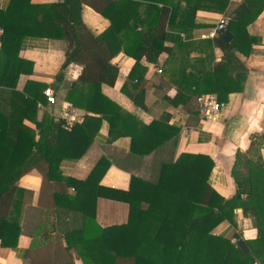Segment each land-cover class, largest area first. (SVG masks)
Segmentation results:
<instances>
[{
	"label": "trees",
	"instance_id": "trees-1",
	"mask_svg": "<svg viewBox=\"0 0 264 264\" xmlns=\"http://www.w3.org/2000/svg\"><path fill=\"white\" fill-rule=\"evenodd\" d=\"M86 1L55 0L49 4H32L30 0H8L5 9H0V89L14 90L19 75L30 74L31 64L17 59L25 39L62 40L64 60L54 77V85L57 89L62 83L63 69L67 65L80 66V75L73 86L66 87L64 101L86 114L100 117L84 115L83 121L74 124L69 131L61 128L60 120L49 118L47 127H43V123L37 124V136L32 135L23 128L22 118L25 111L35 108L36 100L29 98L27 84L21 93L11 92L14 97L11 103L17 104L16 107L22 105V110L0 111V246L12 245L7 242L9 234L16 236L20 231L18 218L23 191L16 188V183L28 171L36 169L48 182L63 179L74 190V199L78 202L87 201L90 194L87 209L61 206L62 218L67 219L61 237L66 249H73L82 264H115L118 258H130L133 264H264V168L258 148H254L259 144H250L248 157L235 152L230 170L233 192L228 199L219 197L209 186L212 162L207 156L182 153L173 160V144L178 130L161 121L142 125L100 94L101 85L112 86L116 80L118 70L110 61L119 50L136 61L127 76V85L134 81L133 74L140 57L148 63L156 62L164 50L162 39L157 42L159 39L148 30L135 35L136 46L120 45L128 35L117 36L113 18L108 15L120 1L109 2L100 11V15L110 20V26L105 33L92 36L80 16ZM127 1L133 3L130 4L133 8L141 1L168 4L164 0ZM263 8L264 0H244L229 18L224 31L215 37L224 62L207 77L205 82L209 83L211 79L208 90H175L168 102L173 106L185 105L192 98L195 102V98L203 94H213L219 102H225L228 94L241 92L246 70L236 62L234 69L230 62L234 61V53L241 51L240 44L249 46L245 26ZM226 33L232 38L224 43L221 37ZM228 70H234V78ZM130 87L131 90H124L122 86L121 92L135 107L144 111L143 91L137 90L136 83ZM101 120L108 123L109 136L129 139L130 154L148 157L165 144L171 152L144 161L142 166L146 173L131 176L127 191L98 186L109 167L108 161L102 157L83 181L62 178L60 162L82 157ZM11 195L14 200L10 217H6L1 207ZM59 195H52L53 208H56L53 218L57 220L60 214L55 200L60 199ZM98 197L125 203L128 207L126 223L99 227L94 221V202ZM235 209H240L242 215L251 220L256 231L253 241L244 242L248 249L246 253L228 239L210 233L222 221L233 225ZM69 212L80 216V222L73 220ZM238 239L236 236L235 240Z\"/></svg>",
	"mask_w": 264,
	"mask_h": 264
},
{
	"label": "crops",
	"instance_id": "crops-1",
	"mask_svg": "<svg viewBox=\"0 0 264 264\" xmlns=\"http://www.w3.org/2000/svg\"><path fill=\"white\" fill-rule=\"evenodd\" d=\"M111 1L121 2L108 13L115 23L117 36L128 35L120 45L136 46L135 35L139 36L151 30L159 39L157 42L162 39L164 50L155 63H148L144 57H140L133 74L134 81L127 85V76L136 61L119 50L110 61L118 70L116 80L112 86L101 85L100 94L142 125L161 121L178 130L172 159L182 153L207 156L212 162L209 186L219 197L228 199L233 192L230 170L236 151L248 157L250 144H259L254 148H258L264 168V8L245 26L246 35L250 39L249 46L240 44L238 48L241 51L234 53V61L230 60L234 69L236 62L242 64L246 70L242 91L228 94L224 102L226 108L220 117L214 122L203 124L195 112L194 98L185 105L177 106H173L168 100L173 98L175 90L188 92L209 89L211 79L207 83V77L211 76L217 65L224 62L221 48L215 43L217 35L210 37L209 34L218 18H226L228 21L233 12L244 4V0H164L168 2L165 5L141 1L134 8L130 7L133 3L127 0H87L82 5L80 16L84 27L92 36H99L108 30L110 20L100 15V11ZM7 2L8 0H0V9H5ZM30 2L49 4L55 0ZM231 38L230 34L227 42ZM64 50L62 40L25 39L19 48L17 59L30 63L31 72L28 75H19L14 90L0 89V111L22 110V105L16 107L17 104L11 103L14 100L11 92L21 93L27 84L28 96L34 98L36 104L34 109L25 111L22 126L32 135H36L38 131L37 124L43 123L41 125L47 127L49 118L60 120V105L67 103L64 101L66 87L73 86V82L80 75V66L67 65L63 69V81L56 89L54 77L63 64ZM156 68L161 70L159 74L156 73ZM233 71H227L232 74V78ZM135 83L137 90L144 93V111L135 107L121 92L122 86L124 90H131L130 85ZM45 89H50L55 97L53 106L45 102L42 95ZM74 109L83 118L84 115L100 118L99 115ZM108 131V123L101 120L82 157L60 162V176L83 181L96 161L102 157L108 161L109 167L98 186L127 191L131 176L146 173L142 166L144 161L171 152V148L165 144L148 157H139L129 153L127 137H112L108 135ZM16 188L23 191L18 218L20 231L16 236L9 234L7 242L12 245L0 246V264H82L73 249H66L61 237L67 222V219L62 218L64 212L61 206H82L87 209L90 206V194L87 201L78 202L74 199V190L63 179L60 182H48L36 169L20 177ZM53 194L61 196L55 200L58 203L59 220L53 218V211L56 209L53 208ZM13 200L14 195H11L1 207L6 217H10ZM94 210V221L101 228L126 223L128 207L125 203L98 197L94 202ZM68 214L73 220L80 222V216H74L71 212ZM210 233L235 244L236 236L243 243L253 241L256 237L251 220L244 217L240 209L233 210V225L222 221ZM115 264H133V260L118 258Z\"/></svg>",
	"mask_w": 264,
	"mask_h": 264
},
{
	"label": "built area",
	"instance_id": "built-area-1",
	"mask_svg": "<svg viewBox=\"0 0 264 264\" xmlns=\"http://www.w3.org/2000/svg\"><path fill=\"white\" fill-rule=\"evenodd\" d=\"M227 22L226 18H218L209 36L213 37L223 32L227 26ZM155 71L158 74L161 72L158 68ZM42 95L47 105L53 106L55 104L56 100L50 89L43 90ZM194 103L197 117L203 124L216 121L220 117L221 112L226 108V104L219 102L213 94L199 95L195 98ZM59 111L60 121L62 122L61 128L65 131H69L74 124H80L83 121V116L79 115L69 103H62Z\"/></svg>",
	"mask_w": 264,
	"mask_h": 264
},
{
	"label": "water",
	"instance_id": "water-1",
	"mask_svg": "<svg viewBox=\"0 0 264 264\" xmlns=\"http://www.w3.org/2000/svg\"><path fill=\"white\" fill-rule=\"evenodd\" d=\"M230 38V34L226 33L221 37V40L226 43ZM236 247L239 248L243 253H246L248 251L247 247L245 244L242 242V240H237L236 242Z\"/></svg>",
	"mask_w": 264,
	"mask_h": 264
}]
</instances>
